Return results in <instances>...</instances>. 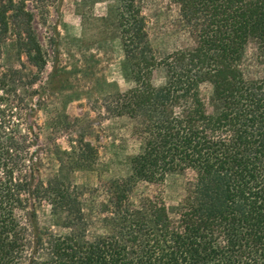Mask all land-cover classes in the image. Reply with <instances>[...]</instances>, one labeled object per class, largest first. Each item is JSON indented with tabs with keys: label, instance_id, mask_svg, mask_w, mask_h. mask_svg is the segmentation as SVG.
<instances>
[{
	"label": "trees",
	"instance_id": "16d2710c",
	"mask_svg": "<svg viewBox=\"0 0 264 264\" xmlns=\"http://www.w3.org/2000/svg\"><path fill=\"white\" fill-rule=\"evenodd\" d=\"M53 1L0 0V264H264V0H167L190 40L163 58L149 38L145 0H115L132 85L101 105L131 121L140 145L126 177L94 188L40 176L37 111L65 76L46 73L33 9ZM8 43L15 65L2 63ZM69 147L55 154L61 166L96 163L82 135ZM171 174L185 179L177 204L132 201L138 181ZM98 192L104 232L89 238L83 199ZM43 206L64 232L39 224Z\"/></svg>",
	"mask_w": 264,
	"mask_h": 264
},
{
	"label": "rangeland",
	"instance_id": "374dc122",
	"mask_svg": "<svg viewBox=\"0 0 264 264\" xmlns=\"http://www.w3.org/2000/svg\"><path fill=\"white\" fill-rule=\"evenodd\" d=\"M29 7L33 9L30 3ZM33 10L39 39L49 54L46 73L54 68L65 76L59 88L37 111L41 125L40 176L46 179L60 175L90 188L100 187L113 178L126 177L130 172V158L139 151V139L133 134L130 120L107 115L101 105L105 95L124 91L132 85V79L124 73L125 58L115 0H54L47 9ZM143 13L158 58L166 57L189 42L177 7L169 6L167 0H145ZM21 60L26 63L25 55H21ZM2 63H18L11 43L5 45ZM164 80L165 71L157 68L152 74L153 84L160 86ZM208 89V85H203L204 91ZM80 135L95 148L96 163L91 169L73 170L61 166L55 154L64 149L69 151V145H76ZM184 184V177L178 174L168 175L158 184L138 181L132 201L137 203L139 198L158 196L166 206H173L182 198ZM100 195V192L86 193L83 199L89 219V238L104 232L96 207L102 200ZM37 216L40 225L64 232L48 206L40 208Z\"/></svg>",
	"mask_w": 264,
	"mask_h": 264
}]
</instances>
